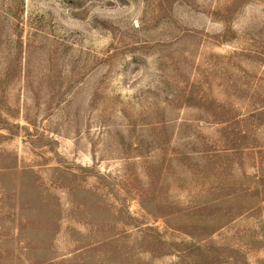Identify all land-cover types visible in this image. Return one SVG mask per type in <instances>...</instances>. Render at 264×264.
Segmentation results:
<instances>
[{
    "label": "rangeland",
    "instance_id": "1",
    "mask_svg": "<svg viewBox=\"0 0 264 264\" xmlns=\"http://www.w3.org/2000/svg\"><path fill=\"white\" fill-rule=\"evenodd\" d=\"M0 264H264V0H0Z\"/></svg>",
    "mask_w": 264,
    "mask_h": 264
}]
</instances>
